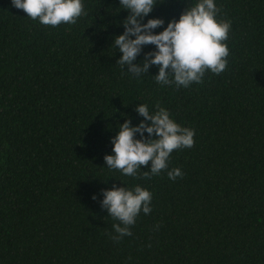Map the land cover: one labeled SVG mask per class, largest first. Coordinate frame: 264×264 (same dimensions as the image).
<instances>
[{"label":"trees","instance_id":"1","mask_svg":"<svg viewBox=\"0 0 264 264\" xmlns=\"http://www.w3.org/2000/svg\"><path fill=\"white\" fill-rule=\"evenodd\" d=\"M118 2L82 0L74 23L51 26L0 0V264H264V0H215L230 21L226 67L187 87L156 82L158 65L136 77L116 62ZM189 2L143 19L166 24ZM139 103L194 131L157 175L104 164L116 125L143 119ZM114 185L152 195L119 240L100 204Z\"/></svg>","mask_w":264,"mask_h":264},{"label":"clouds","instance_id":"2","mask_svg":"<svg viewBox=\"0 0 264 264\" xmlns=\"http://www.w3.org/2000/svg\"><path fill=\"white\" fill-rule=\"evenodd\" d=\"M161 2L163 0H119L120 9L127 10L128 15L120 21L123 31L112 39V45L120 53L116 62L127 66V71L136 77L147 73L149 64L158 65L153 76L156 82L183 87L199 83L206 70L213 74L223 71L228 56L224 41L230 21L217 18L215 0H190L178 18L169 19L166 24L160 17L143 19ZM11 4L22 9L29 18L51 26L74 23L83 13L82 0H11ZM161 25L160 31H153ZM147 44L154 47L145 52L143 60L133 64L141 45ZM135 111L143 119L133 125L124 118L116 125L115 135L110 137L111 154L103 156L104 164L123 175L135 176L140 166L147 163V171L143 174L157 175L167 169L174 149L191 147L194 131L176 123L167 109L159 105H154L150 111L147 104L139 103ZM166 175L175 179L182 173L174 167L167 170ZM91 198L95 199V194ZM151 198V192L140 185H114L102 190L101 206L118 221L112 225L115 233L112 239L119 240L121 235L131 234L129 226L136 216L151 211Z\"/></svg>","mask_w":264,"mask_h":264}]
</instances>
